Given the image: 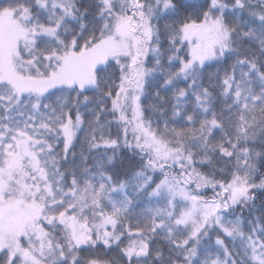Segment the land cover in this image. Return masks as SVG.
Returning a JSON list of instances; mask_svg holds the SVG:
<instances>
[{"label": "snow or ice", "instance_id": "obj_1", "mask_svg": "<svg viewBox=\"0 0 264 264\" xmlns=\"http://www.w3.org/2000/svg\"><path fill=\"white\" fill-rule=\"evenodd\" d=\"M0 264H264V0H0Z\"/></svg>", "mask_w": 264, "mask_h": 264}]
</instances>
